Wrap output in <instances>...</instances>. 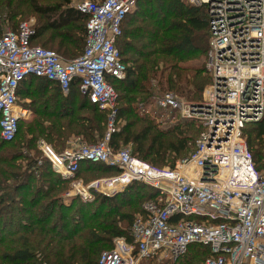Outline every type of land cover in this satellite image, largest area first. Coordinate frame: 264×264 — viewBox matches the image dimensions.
Listing matches in <instances>:
<instances>
[{
  "label": "built area",
  "instance_id": "2783aa9c",
  "mask_svg": "<svg viewBox=\"0 0 264 264\" xmlns=\"http://www.w3.org/2000/svg\"><path fill=\"white\" fill-rule=\"evenodd\" d=\"M181 1L206 11L209 83L197 103L166 92L138 104L140 115L159 124L173 113L199 124L192 151L171 167H155L109 145L117 101L109 81L123 80L127 69L116 40L136 0H80L74 9L87 17L85 43L71 61L30 45L33 30L25 23L0 35V140L13 141L31 115L17 97L23 80L46 78L63 96L77 82L90 104L108 112L107 133L93 144L76 139L61 152L41 143L42 157L70 181L83 163L119 173L86 186L72 183L65 202L92 201L95 194L113 197L135 182L157 193L143 203L130 241L115 239L98 264H141L154 257L175 262L191 245L210 251L199 264H264V176L242 139L246 125L264 116V0Z\"/></svg>",
  "mask_w": 264,
  "mask_h": 264
},
{
  "label": "trees",
  "instance_id": "16d2710c",
  "mask_svg": "<svg viewBox=\"0 0 264 264\" xmlns=\"http://www.w3.org/2000/svg\"><path fill=\"white\" fill-rule=\"evenodd\" d=\"M29 15L37 17L30 45L39 46L34 44L38 42L66 61L82 54L87 17L64 0H0V35L6 28L15 30ZM125 20L116 48L127 69L123 80L109 81L117 94V128L110 135L109 145L113 151L129 145L133 156L155 167L167 162L174 166L173 160L186 157L195 142L188 133L191 123L159 129L152 119L140 115L138 104L153 97L152 81L164 93H173L189 103L201 100L209 83L204 69L209 48L206 11L181 0H143L123 29ZM77 84H72L67 96L46 78L29 76L19 84V103L34 118L25 123L19 144L12 145L21 123L13 141L0 140V264H98L103 250H110L115 239L130 241L129 230L135 215L143 213L144 196H148L145 203L157 194L135 182L113 197L96 194L92 201L76 198L67 204L63 195L71 181L54 173L36 150L35 156L29 155L40 138L55 152L63 151L71 136L87 144L103 139L107 111L90 104ZM22 97L30 102L21 103ZM85 111L87 115H79ZM119 121H123L120 127ZM252 125L254 137L248 135L246 143L259 171L264 169V116ZM95 167L103 164L83 163L74 179ZM114 169L109 174L119 173ZM209 256V249L191 245L175 262L190 264L194 260L193 264H199Z\"/></svg>",
  "mask_w": 264,
  "mask_h": 264
},
{
  "label": "rangeland",
  "instance_id": "374dc122",
  "mask_svg": "<svg viewBox=\"0 0 264 264\" xmlns=\"http://www.w3.org/2000/svg\"><path fill=\"white\" fill-rule=\"evenodd\" d=\"M49 1V3H54V2H59V0H48ZM64 1H67L68 2V7H70V8H74V6L80 1V0H64ZM143 0H137L136 1V3H135V5H134V8H133V11L127 16V18H126V20H125V23H124V26H123V29L127 26V22H128V19H129V17H131L132 15H134L136 12H137V9L139 8V4L142 2ZM36 20H37V17L36 16H34V15H29L27 18H25V19H21L20 21L22 22V23H25V24H27L31 29L35 26V24H36ZM34 44H36V45H39L40 46V44L38 43V42H35ZM47 50L49 49L50 50V48L49 47H47V46H44ZM52 51V50H51ZM54 52V51H53ZM56 53V52H55ZM57 54V53H56ZM58 55V54H57ZM59 56V55H58ZM60 57V56H59ZM61 58V57H60ZM61 60H63L62 58H61ZM63 61H66V60H63ZM204 69H205V60H204ZM156 84H157V82L156 81H152V83H151V86H152V93H153V96H159V95H162L164 92L160 89V88H158L157 86H156ZM204 90V89H203ZM203 92V91H202ZM202 96V95H201ZM178 97V96H177ZM77 98L79 99V101H80V97H78L77 96ZM181 100H183L184 102H188L187 100H185L184 98H181V97H179ZM20 102L21 103H24V104H28L29 102H30V100H29V98L28 99H26L25 100V98H23L22 97V99H20ZM118 105H119V103H118ZM116 106H117V101H116V103H115V109H116ZM31 112V111H30ZM87 113L88 112H80L79 113V115H87ZM107 114H108V112H107ZM168 114V113H167ZM166 114V115H167ZM33 115L31 114L30 115V117H28V120L27 121H24V122H22L21 123V128H20V133H19V135H18V137H17V139L15 140V142L14 143H12V145H16V144H19V142L21 141V139H22V136L21 135H23V132L25 131V128L27 127L26 125H25V123H28V122H31L32 120H33ZM114 121H115V119H114ZM184 121H186V122H190L191 123V126H190V128H189V130H188V133L190 134V137H191V139L192 140H195L197 137H198V135H199V133H200V130H201V128H200V126H199V124H197V123H195L194 121H189V120H187V119H182L178 114H176V113H173V114H168L167 116H165L164 117V119H163V123L162 124H159V123H157L158 125H159V129H163V130H166V129H170L171 127H173L174 125H176V124H181L182 122H184ZM155 122V121H154ZM114 123H116V122H114ZM156 123V122H155ZM123 124V121H119L118 123H117V126L118 127H120L121 125ZM115 126V125H114ZM107 127H108V123H107ZM158 127V126H157ZM115 128H117L116 126H115ZM107 129L108 128H106V130H104V133L106 134L107 133ZM254 126L252 125V123H249V124H247L246 125V127H245V129H244V131H243V135H242V139L245 141V145L247 146V148H248V145H247V143H246V137L249 135V137H251V138H253L254 137V135H253V133H254ZM104 134V135H105ZM24 138H26V136L24 137ZM102 138V137H101ZM101 138H97V141H99V140H101ZM76 139H81V138H78V137H73V136H71L68 140H67V143H66V145H65V149H67L68 147H70V145H71V143L74 141V140H76ZM84 141V140H83ZM41 143H44L45 145H47V146H50V145H48L47 143H46V141L45 140H43V139H39V140H37V142L35 143V146L32 148L33 150L32 151H29L28 153H29V155L30 156H35V150L39 153V155L41 154V150H40V145H41ZM193 145H194V143L193 144H191V146H190V144H188V148H189V146H190V148H189V152L188 153H190L191 151H192V148H193ZM51 147V146H50ZM64 149V150H65ZM121 149H128L130 152H131V146H129V145H127V146H124V145H121ZM187 153V154H188ZM25 154V153H24ZM185 156V155H184ZM182 158V157H181ZM181 158H177V159H174L173 160V163H172V165L173 164H175L178 160H180ZM165 162H167V160L165 161ZM261 163H263L264 164V147H263V153H262V158H261ZM163 167H171V163L170 162H167V164H165ZM111 169H114V168H111ZM111 169H105V167H104V164H103V167H95V168H93V169H87V170H84L80 175H79V179H73V181H71L70 182V186H71V184L72 183H74V182H78V183H80V184H82V185H84V186H86V185H88V184H90L91 182H94V181H96V180H101V179H107V178H109V177H111V176H113V173H111V174H109V171H111V172H113ZM114 170H116V169H114ZM261 173H262V175L264 176V169L263 170H259ZM70 186L68 187V188H70ZM130 187V186H129ZM128 188V187H127ZM127 188L126 189H124L121 193H123L125 190H127ZM141 189H144L145 190V188L144 187H141ZM150 194V193H149ZM152 194V193H151ZM96 195V194H95ZM118 195V194H117ZM147 195H145L144 196V198H143V200L145 201L146 199H147ZM72 199H76V198H72ZM71 199V200H72ZM93 199H94V196H93ZM70 199L66 202L67 204L68 203H70V201H71ZM144 201H143V203H144ZM142 205V204H141ZM131 209H128V211H130ZM138 214H136L135 215V217L137 216ZM112 247H113V243H112ZM112 247H111V249H112ZM103 251H105V250H103ZM184 261V260H183ZM183 261H179V262H175V263H172V262H170V261H166V260H161L159 257H154V258H151V259H149V260H145V262H143V264H186V263H184ZM195 261L194 260H192V263L190 262V264H193ZM44 264H47V263H44Z\"/></svg>",
  "mask_w": 264,
  "mask_h": 264
}]
</instances>
